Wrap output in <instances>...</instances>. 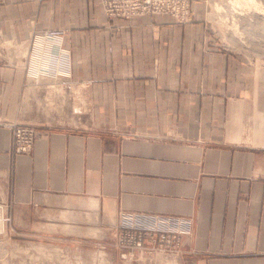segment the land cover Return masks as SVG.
I'll return each mask as SVG.
<instances>
[{"label": "crops", "instance_id": "obj_1", "mask_svg": "<svg viewBox=\"0 0 264 264\" xmlns=\"http://www.w3.org/2000/svg\"><path fill=\"white\" fill-rule=\"evenodd\" d=\"M0 1L8 6L1 37L38 29L35 12L16 8L20 0ZM44 5L60 8L74 82L91 88L86 100L110 122L36 127L30 151L14 152L11 126L31 123L36 84L21 60L0 59V203L10 212L0 250L5 242L41 252L89 242L115 252L120 217L135 214L159 232L144 245L160 246L162 264H264L261 70L246 77L222 52L200 51L199 25L170 29L143 17L113 35V71L101 79L81 56L100 53L111 36L93 28L105 22L98 0Z\"/></svg>", "mask_w": 264, "mask_h": 264}, {"label": "rangeland", "instance_id": "obj_2", "mask_svg": "<svg viewBox=\"0 0 264 264\" xmlns=\"http://www.w3.org/2000/svg\"><path fill=\"white\" fill-rule=\"evenodd\" d=\"M34 1H37V6L33 5ZM47 1L50 0H20L16 5V8L20 9L22 4L23 15L32 11L37 16L38 29L30 36L14 39L3 38L0 35L1 61L9 64L21 60L27 77L36 84L35 90L31 91L37 96V100L31 105L33 109L31 123L11 126V144L16 153L20 152L15 135L21 130L31 131L33 140L36 136V127L90 130L108 127L110 122L109 118L96 115L95 110L98 106L95 102L86 100L91 88L84 89L75 84L71 73L73 53L67 45L70 28L57 26L61 20L60 8L45 6ZM255 1L98 0L105 22L101 27L93 28L106 31L111 36L103 38L100 53L91 52L81 56L89 62L87 68L92 70L95 67L91 73L95 72L99 78L108 80L115 59L110 44L113 35L123 30H131L133 23L143 17L149 18L153 24L159 18L164 21L161 23L163 28L177 29L199 25L201 38L197 44L200 51L202 47L206 52L210 49L220 51L229 56L231 63H237L234 68L236 71L240 70L239 65L242 64L241 68L244 69L246 77H250L252 74L250 71L254 72V69H260L264 77V0ZM0 2V10L8 7L7 4ZM53 8L54 12L51 15L48 12ZM48 17L53 20L50 21V25ZM101 109L106 114L109 113V103H101ZM0 205H4L5 222L3 231L0 232V243H3L9 230L10 212L7 204ZM123 215L119 219L121 224L116 234L115 252L99 249L96 244L89 242L80 246L70 244L53 247L51 248L53 250L42 252L30 246H23L22 251H14L15 246L5 242L3 249L0 250V264H162L160 246L148 243L144 245L147 237L159 236L156 235L159 232L154 230L155 228H150L155 226L145 225L144 217L140 215ZM124 224H128L129 228ZM169 230L159 231L162 235L165 233L170 235L173 232ZM128 236H132L136 242L140 241L141 245L137 247L134 241L129 244L126 241ZM167 249L166 252H169V248Z\"/></svg>", "mask_w": 264, "mask_h": 264}, {"label": "built area", "instance_id": "obj_3", "mask_svg": "<svg viewBox=\"0 0 264 264\" xmlns=\"http://www.w3.org/2000/svg\"><path fill=\"white\" fill-rule=\"evenodd\" d=\"M26 132H27V130H21V131L16 132V135H15L16 144L19 143L17 148H18V152H20V153L25 151L28 147H30L29 145H30V142L32 141L31 140L32 137L30 134L31 131H28L27 132L28 134ZM0 217L3 220V225H4L5 218L3 216V212H1ZM124 226L129 228L128 224H124ZM129 226H131V225H129ZM126 241H128L129 244H131L134 241V243L136 244L137 247L141 245L140 241L136 242L134 239H132V236H128Z\"/></svg>", "mask_w": 264, "mask_h": 264}, {"label": "bare ground", "instance_id": "obj_4", "mask_svg": "<svg viewBox=\"0 0 264 264\" xmlns=\"http://www.w3.org/2000/svg\"><path fill=\"white\" fill-rule=\"evenodd\" d=\"M255 1V0H254ZM251 2V1H250ZM256 2V1H255ZM255 2H253V3H255ZM215 3V2H214ZM214 3H213V5H214ZM256 4V3H255ZM217 6V5H216ZM219 6H220V4H219ZM218 6V7H219ZM214 7V6H213ZM216 8V7H215ZM214 8V9H215ZM226 8V7H225ZM218 9V8H217ZM220 9V8H219ZM216 10V9H215ZM224 10V9H223ZM232 17V16H231ZM226 18V17H225ZM222 19V18H221ZM234 18H232V20H233ZM43 42V41H42ZM38 43V42H37ZM40 64V63H39ZM56 68V67H55ZM34 140H35V138L30 142V147H28L25 151H23V152H21V153H28L29 151H30V148L32 147V145H33V142H34ZM20 153V154H21ZM3 210H4V205H0V214H1V212H3ZM133 222V221H132ZM3 231V220L1 219V217H0V232H2Z\"/></svg>", "mask_w": 264, "mask_h": 264}]
</instances>
